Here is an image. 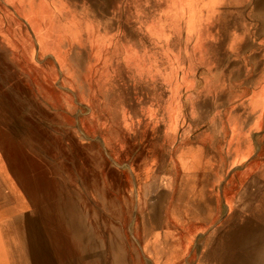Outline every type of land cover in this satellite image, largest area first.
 <instances>
[{
    "label": "rangeland",
    "instance_id": "374dc122",
    "mask_svg": "<svg viewBox=\"0 0 264 264\" xmlns=\"http://www.w3.org/2000/svg\"><path fill=\"white\" fill-rule=\"evenodd\" d=\"M205 1L29 0L27 7L51 30L50 43L38 48L27 35L21 47L4 48L0 42L1 163L14 165V180L32 182L34 190L40 184L50 201L79 204L94 239L108 247L117 243L125 264H153L150 221L165 224V206L176 194L199 195L172 184L174 176L166 183L160 171L173 172L175 166L166 161L159 129L134 122L141 120L137 105L145 89L159 99L154 83L145 80L164 71L165 57L196 67L201 57L215 63L221 53L235 55V47L244 53L239 45L245 36L256 43L253 0H217L212 7L208 2L209 8ZM161 19L167 25L162 42ZM253 49L248 47L247 55ZM170 184L174 192L166 189ZM27 188L3 186L12 204L31 212L34 220L29 217L28 223L35 221V229L40 198L30 202ZM100 204H115L116 212ZM141 238L148 250L141 249ZM195 239L184 255L186 264L197 263Z\"/></svg>",
    "mask_w": 264,
    "mask_h": 264
},
{
    "label": "crops",
    "instance_id": "0c3cea01",
    "mask_svg": "<svg viewBox=\"0 0 264 264\" xmlns=\"http://www.w3.org/2000/svg\"><path fill=\"white\" fill-rule=\"evenodd\" d=\"M27 1L0 0V42L4 48L21 47L24 35L33 38L38 48L50 43V28L33 13L36 9L30 11ZM253 1L256 43L245 36L239 45L244 53L235 47V55L225 58L221 53L215 63L201 57L196 67H189L178 57L170 61L165 57L164 71L161 69L152 81L145 80L154 83L159 99L145 89L137 105L141 120L134 121L137 127L159 129L166 161L175 166L173 172L160 171L166 183L174 176L176 180L171 183L192 187L199 194L195 198L207 193L206 200L214 211L232 204L248 170L264 161V0ZM158 26L162 42L167 25L161 19ZM190 38L196 40L197 36L193 33ZM251 46L254 49L247 55ZM193 153L200 158L195 176ZM3 162L0 158V163L9 168L8 184L18 185L14 180L16 168ZM166 189L174 192L171 184Z\"/></svg>",
    "mask_w": 264,
    "mask_h": 264
},
{
    "label": "bare ground",
    "instance_id": "6f19581e",
    "mask_svg": "<svg viewBox=\"0 0 264 264\" xmlns=\"http://www.w3.org/2000/svg\"><path fill=\"white\" fill-rule=\"evenodd\" d=\"M208 2L212 7L217 0H206L207 7ZM191 163L195 176L200 165L197 154L193 153ZM7 171L6 167L0 175V264H125L117 243L116 247L111 244L108 247L94 239L81 219L79 204L52 202L40 184L34 190L32 182L21 178L19 184L28 187L29 201L40 198L34 207L37 221L33 229L35 221L33 225L28 223L29 217L34 220L31 212L21 211L19 204H12L14 200L9 201L4 193V183L9 179ZM199 199L176 194L174 203L165 206V224L150 221L155 237L148 253L153 254V264H181L195 238L200 244L195 264H264V161L248 170L247 179L225 209L220 206L214 211L203 194ZM100 205L105 211L116 212L115 204ZM150 206L153 209L156 204ZM196 231L202 234L200 241ZM141 240L143 243L142 238L138 239L141 249L148 250V243L142 244ZM191 254L195 255V248ZM191 261L188 259L187 263L192 264Z\"/></svg>",
    "mask_w": 264,
    "mask_h": 264
}]
</instances>
